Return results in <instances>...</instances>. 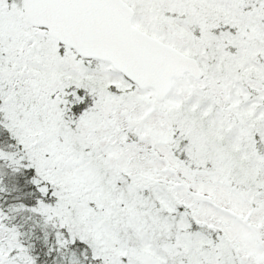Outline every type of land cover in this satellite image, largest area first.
<instances>
[{
  "label": "snow or ice",
  "instance_id": "snow-or-ice-1",
  "mask_svg": "<svg viewBox=\"0 0 264 264\" xmlns=\"http://www.w3.org/2000/svg\"><path fill=\"white\" fill-rule=\"evenodd\" d=\"M0 264H264V0H0Z\"/></svg>",
  "mask_w": 264,
  "mask_h": 264
}]
</instances>
